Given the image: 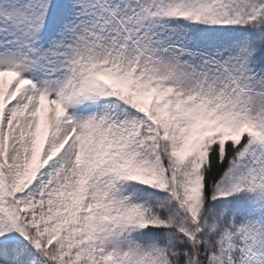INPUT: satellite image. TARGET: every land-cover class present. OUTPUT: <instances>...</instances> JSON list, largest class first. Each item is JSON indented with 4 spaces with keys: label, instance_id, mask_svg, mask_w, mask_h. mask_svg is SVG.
I'll use <instances>...</instances> for the list:
<instances>
[{
    "label": "snow or ice",
    "instance_id": "obj_1",
    "mask_svg": "<svg viewBox=\"0 0 264 264\" xmlns=\"http://www.w3.org/2000/svg\"><path fill=\"white\" fill-rule=\"evenodd\" d=\"M0 264H264V0H0Z\"/></svg>",
    "mask_w": 264,
    "mask_h": 264
}]
</instances>
